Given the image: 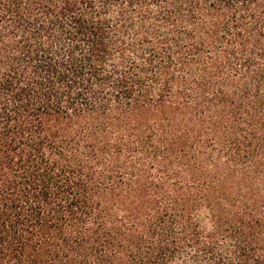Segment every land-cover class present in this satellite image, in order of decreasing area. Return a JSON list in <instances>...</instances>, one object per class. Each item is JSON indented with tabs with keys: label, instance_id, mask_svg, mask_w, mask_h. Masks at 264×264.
<instances>
[{
	"label": "trees",
	"instance_id": "trees-1",
	"mask_svg": "<svg viewBox=\"0 0 264 264\" xmlns=\"http://www.w3.org/2000/svg\"><path fill=\"white\" fill-rule=\"evenodd\" d=\"M0 264H264V0H0Z\"/></svg>",
	"mask_w": 264,
	"mask_h": 264
}]
</instances>
